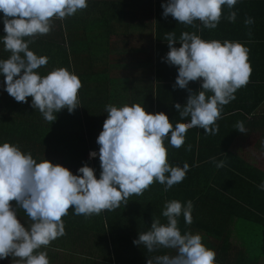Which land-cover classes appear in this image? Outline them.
Wrapping results in <instances>:
<instances>
[{
    "label": "clouds",
    "instance_id": "1",
    "mask_svg": "<svg viewBox=\"0 0 264 264\" xmlns=\"http://www.w3.org/2000/svg\"><path fill=\"white\" fill-rule=\"evenodd\" d=\"M237 3L238 0H166L161 4L162 16H172L179 24L198 31L211 30L220 23L225 6L227 20L236 21L233 9ZM87 7L88 0H0L5 32L0 43L10 53L8 58L0 59L4 91L17 102L28 103L31 97L30 106L50 124L61 110L71 114L81 106L78 93L82 82L75 72L63 67L41 75L38 69L48 64L49 57L37 55L30 45L52 31L54 20L63 21ZM244 23L248 26L254 20L246 17ZM164 40L169 51L161 59L178 71L173 88L188 91L186 103H176L174 107L180 119L188 118V123L173 126L165 113L146 112L140 103H108L107 118L96 139L99 179L86 163L73 174L45 156L34 158L18 144L0 143V260L11 257L12 264H50L46 249L66 235L62 217L68 215L69 209L89 220L127 205L132 195H143L153 183L163 185L167 192L185 179L188 163L182 167L171 165L164 141L167 139L179 149L189 128L203 129L206 136L218 133L216 121L223 107L249 81V49L239 41L205 40L189 31L181 32L179 38L175 31L166 32ZM196 81L201 84L198 92L189 88V83ZM234 129L245 135L248 131L243 121H237ZM260 146L264 151V139ZM96 156V151L90 152V158ZM210 162L216 168L225 167L224 159L213 156ZM258 187L264 190V182ZM193 207L191 200L164 201L160 217L153 216L147 230L133 240L134 245L152 254L146 256V264H216V253L203 243V237L192 231L182 232L179 227L181 216L185 224H192ZM18 210L28 217L27 226L18 218Z\"/></svg>",
    "mask_w": 264,
    "mask_h": 264
},
{
    "label": "crops",
    "instance_id": "2",
    "mask_svg": "<svg viewBox=\"0 0 264 264\" xmlns=\"http://www.w3.org/2000/svg\"><path fill=\"white\" fill-rule=\"evenodd\" d=\"M155 2L156 0L144 3V7L139 9L138 4L136 5L133 1L131 9L127 12L130 17L126 21L130 23L126 30L117 27L113 29L112 26L122 19L119 17V7L123 0H88V7L85 10L67 18V21H72V19L82 17L83 25L93 20H100L99 27L96 25L93 29L90 27L88 31L85 29L83 50V56L86 59L83 67L85 80L87 82L93 77V84L97 82V79L100 80L97 83L101 82L100 106L96 110L100 112L102 118H107L105 105L108 103L117 106L125 103H140L146 112L155 114L157 113L156 104L159 102L170 104L164 102L169 93L173 96V109L176 103L183 106L188 96L187 90L173 88L178 75L177 68L169 66L161 59L169 51L167 41L164 40L166 32L175 31L177 38L183 31L197 32L205 40L239 41L249 49L248 62L251 66L249 81L246 86L236 91L235 99L223 107L221 118L216 121L219 128L218 133L206 136L203 129L189 128L185 143L179 148L180 154L168 160L173 166L182 167L187 162L189 170H198L194 176L187 175L185 185L188 188L192 186V189L181 192L179 198L184 200L192 198L191 200L195 201L198 200V196H201L206 203L204 214L214 216L215 220L228 216L229 225L226 231L228 238H225L224 242L227 244L226 247H229L228 250L233 252L230 260L235 261L239 257L245 260V256L252 257V255H247L245 250H253V255H255V251L261 248L264 229V226L256 223L254 219H244L245 215H256V218L258 216L263 218L261 212H264V190L258 187L264 182V151H261L260 146V141L264 139V0H238L233 9L237 12L234 23L227 20L228 10L225 6L224 15L218 26L215 29H203L202 31L179 24L172 16L165 19L162 16L161 4L166 0L158 2L160 4L157 7L159 23L157 34L160 43L158 45L160 59L158 66L156 64ZM93 5L100 11L94 10L93 12ZM108 8H110V13ZM246 17L253 18L254 23L246 26L244 23ZM2 18L3 13L0 12V37L5 35ZM80 23L66 22L72 25ZM196 23L199 25L200 22ZM179 46V44L176 45V47ZM0 59H6L2 43H0ZM95 72L101 73L103 77H95ZM157 73L165 80L157 82ZM189 88L198 92L201 90V84L199 81L190 82ZM7 97L10 102L11 96L4 91V76L0 75V118L3 116L4 120ZM163 113L169 117V120L173 119V121L170 120L173 126L181 122L177 117L173 118L169 112L164 111ZM237 121L244 122L248 130L246 135L234 129ZM101 122L103 127L104 120ZM183 123H188V118ZM189 145H191L190 151L187 150ZM94 151L97 152L96 157H98L99 150ZM213 156L217 157V160L224 159L225 167L216 168L210 162V157ZM207 190L209 196H205ZM185 193L186 195L183 196ZM202 193L204 196L200 195ZM202 209L203 206L199 210L196 209L195 216L199 214L202 216ZM253 228L255 233L257 229L255 240L249 236ZM221 229L220 226L218 230L222 232ZM239 235L247 237L248 241L238 238ZM202 237L203 243L212 250H216L219 243H222L215 237L204 235ZM244 242L248 245L240 247L239 244ZM257 263L264 264V259L259 258Z\"/></svg>",
    "mask_w": 264,
    "mask_h": 264
},
{
    "label": "trees",
    "instance_id": "3",
    "mask_svg": "<svg viewBox=\"0 0 264 264\" xmlns=\"http://www.w3.org/2000/svg\"><path fill=\"white\" fill-rule=\"evenodd\" d=\"M138 4V8L142 9L144 3H151L153 0H123L119 7L120 16L122 19L119 23L112 24L113 29L126 30L130 21L128 10L132 7V2ZM165 0H156V64L160 63L159 59V23L158 10L160 5L158 2ZM137 7V6H136ZM135 7V8H136ZM99 12V8L94 6L92 11ZM110 13V8H108ZM66 22H81L80 24H66ZM83 18L54 20V27L48 35L39 36L33 44L30 45V50H33L37 55L49 57L48 64L38 69L41 75H46L55 67L67 68L71 72H75L82 82V87L79 90L78 97L80 107L73 113H69L67 109H63L56 113L57 119L51 124L43 119L39 111L33 109L31 105V97H28V103L17 102L11 97V101L6 99V115L0 118V143L5 141L18 144L24 152H31L34 158L43 157L53 164H61L68 168L73 174H77V170L86 163L89 167L95 170L96 178L100 177V160L99 156L90 160L88 155L91 151L99 150V145L96 139L102 131V122L106 118H102L97 108L100 106L101 98L100 80L97 79L95 84L92 83V78L86 82L83 67L86 59L83 56L84 50V35L85 29L94 26L99 27L100 20H93L82 24ZM107 25V23H103ZM3 26V25H2ZM8 58V52H6ZM95 77H103L101 73H94ZM107 77V75L105 76ZM104 77V78H105ZM158 81L165 80L156 74ZM255 77L252 76L253 83ZM167 81V80H166ZM171 81V80H170ZM169 96V97H168ZM165 97V103L156 104L157 112L167 111L173 118H178L177 110L173 109L172 94L169 93ZM89 97V98H88ZM9 106V107H8ZM9 108V111H8ZM175 112V113H174ZM173 121V119H170ZM176 119H174L175 121ZM5 121V124H4ZM185 120H181L183 122ZM175 126V125H174ZM167 149V159H172L180 154V150L172 147L168 140L164 141ZM198 170H189L187 175L196 174ZM211 177V176H210ZM183 184L174 185L169 191L163 190V185L153 183L150 188L144 191L143 195H132L129 198L127 205H121L114 211H104L98 216H93L89 220H85L83 216H77L72 209H69L67 216L62 217L66 235L52 241L46 249L50 264H146V256L149 254L143 247H138L133 244V240L138 237V233L147 230L152 222V218L160 217L161 210L165 200L176 199L181 202H187L191 199H180L181 192L192 189ZM209 189V188H208ZM205 196H209V191H205ZM186 193L183 195L185 196ZM200 195H203L200 194ZM204 196V195H203ZM193 202V222L187 225L184 222L183 216L180 217L179 227L181 231H192L199 233L201 236L215 237L222 243L216 248V264H258L259 258L264 259V229L262 231L261 248L255 251L245 250L246 254L252 257L245 256V260L239 259L230 260L232 251L228 250L224 242L228 236V216L226 218H217L212 215L204 214V204H206L201 196ZM15 206V202H12ZM203 206L202 216H195L196 209L199 210ZM263 218H256V215H245L244 219H254L256 223L264 226ZM18 218L27 224L30 223L28 217L23 210H18ZM163 221V217H161ZM222 227V232L219 227ZM74 249V252H73ZM80 249L89 256H79L75 254V250ZM44 250V249H42ZM168 251V250H163ZM163 254V253H159ZM95 256L92 258L90 256ZM240 255V253H239ZM78 256V257H76ZM98 258V259H96ZM0 264H12V258L0 260Z\"/></svg>",
    "mask_w": 264,
    "mask_h": 264
},
{
    "label": "rangeland",
    "instance_id": "4",
    "mask_svg": "<svg viewBox=\"0 0 264 264\" xmlns=\"http://www.w3.org/2000/svg\"><path fill=\"white\" fill-rule=\"evenodd\" d=\"M256 233H257V229H256ZM255 233V230H254V228L252 229V231H250V233H249V236H250V238H252L253 240H255L256 238H257V234ZM238 238H244L246 241H248L247 240V237H245V236H243V235H239V237ZM249 243V242H248ZM248 244L247 243H240L239 244V246L240 247H244V246H247ZM238 246V247H239ZM239 247V248H240ZM73 252H74V249H73ZM75 254H78L79 256H89L87 253H84L83 251H81L80 249H76L75 250ZM76 257H78V256H76ZM90 257H92V258H95V256H90ZM96 259H98V258H96ZM233 261V260H232Z\"/></svg>",
    "mask_w": 264,
    "mask_h": 264
}]
</instances>
